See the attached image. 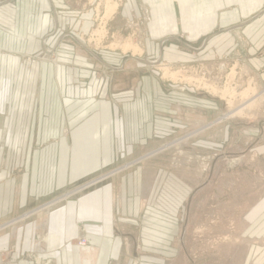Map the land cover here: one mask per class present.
Wrapping results in <instances>:
<instances>
[{
    "label": "rangeland",
    "instance_id": "obj_1",
    "mask_svg": "<svg viewBox=\"0 0 264 264\" xmlns=\"http://www.w3.org/2000/svg\"><path fill=\"white\" fill-rule=\"evenodd\" d=\"M180 1L159 3L155 12L152 0L76 2L93 13L94 27L81 40L125 60V70L111 76V95L100 96L110 101L113 138V160L101 169L76 176L68 169L47 171L46 164L58 163L53 159L58 150L53 143L26 145L23 128L2 126L8 96L0 90V153L14 156L0 160V181L14 182L12 193L0 192V207L6 202L0 237H8L4 245L13 248L19 241L11 233L24 232L21 243L30 250L23 260L56 264L54 256L36 250L46 243L40 226L48 213L57 223L59 204L71 202L78 207L73 218L59 220L72 224L61 229L64 246H100L96 237L109 228L111 243L120 249L108 264H264V157L254 156L251 147L249 154L246 144L247 129L262 131L250 138L264 141V95L255 99L259 91L243 69L241 53L207 64L198 60L205 23L230 0L218 6L209 1L202 10L190 7V15ZM112 4L117 8L110 14ZM50 50L25 57L24 64L54 61ZM236 109L243 110L228 118ZM28 146L31 158L52 151V159L23 160ZM45 176L57 185L42 193ZM109 237L102 243H110Z\"/></svg>",
    "mask_w": 264,
    "mask_h": 264
},
{
    "label": "crops",
    "instance_id": "obj_2",
    "mask_svg": "<svg viewBox=\"0 0 264 264\" xmlns=\"http://www.w3.org/2000/svg\"><path fill=\"white\" fill-rule=\"evenodd\" d=\"M174 1L152 0L150 6L155 12L156 7L158 9L160 6L159 3L168 5ZM199 1V5L194 6H191V0L180 2L189 15L190 7L193 10H202L209 1H214L217 6L219 2L222 4L227 2V0ZM76 2L77 0H0V87L6 86L0 90H5L8 96L6 116L3 120L0 119L6 125L2 126L7 129L23 128L22 136L26 135V145L53 143V150H58L53 159L58 163L46 164L45 169L47 171L68 169L71 176L78 175L80 170L88 174L113 160L109 146L113 139L112 109L110 101L100 96L106 93L111 95L112 74L125 70L123 54L105 49L98 51L96 48L88 47L85 40H81L80 35H85L94 27L93 13L89 7V9L85 6L79 7ZM230 2L231 4H225V7L215 10L209 19V25L205 23V38L198 51H194L198 52L196 54L199 62L204 64L217 61L219 57H232L241 53L244 56L243 69L249 73L247 76H250L255 89L259 91L255 96V99H258L259 95H264V0ZM158 47L161 55V46ZM185 47L191 53V47ZM45 49H51L50 54H53L54 61L24 64L25 57L38 56ZM85 94H91L94 98H88ZM254 131L247 129V151L250 154L251 147L254 149V156H257V152L264 157V141H258L262 131L257 133ZM252 133L257 134L258 138H250ZM11 137L14 138L13 135ZM101 147L102 150L104 147L106 154L101 155L102 150L95 154L94 151ZM28 149L29 146L24 150L23 160L52 159L50 155L52 151L48 155L40 153L36 155L39 157L31 158L32 154ZM13 159V154L9 152L0 153V160ZM12 164L7 162V166ZM8 178L5 183L0 181V192L3 191V194L12 193L14 182ZM45 181L42 193L50 191L48 189L50 184L57 185L56 181L48 182L46 176ZM62 184L63 182H60L59 185ZM26 201L27 199L22 197L19 200L23 207L28 205ZM5 203L2 202V208ZM61 205L58 207L62 209H59L61 215L57 223H54L55 219L52 221L49 213L42 218L40 227L42 234L46 232L44 235L46 243L44 246L39 245L36 249L38 253L54 256L56 264H108L111 254L119 255L120 248L117 242L111 243L110 231L106 227L102 231V237H96L101 242L100 246L93 244L86 248L65 247L61 239V229L69 227L72 229V224L60 223L59 220L63 218L68 220L69 217L72 219V214L78 207L71 202ZM90 205L87 203L86 208H90ZM1 207L0 213L3 212ZM52 207H47L48 212ZM104 210L109 211V207ZM10 237L19 241L18 246L6 248L4 242L9 240L8 237H0V264H36L21 258L24 251L30 250V247H25L21 243L27 239L26 234L13 231ZM106 237H109L107 239L110 243H102L104 240L102 238ZM40 263L37 261V264Z\"/></svg>",
    "mask_w": 264,
    "mask_h": 264
},
{
    "label": "bare ground",
    "instance_id": "obj_3",
    "mask_svg": "<svg viewBox=\"0 0 264 264\" xmlns=\"http://www.w3.org/2000/svg\"><path fill=\"white\" fill-rule=\"evenodd\" d=\"M117 8V5H115V4H112L107 10H108V13H112V12H114L115 11V9ZM134 50V52H136L137 51V49H133ZM154 64H155V62H154ZM248 90H246L245 91V93H244V97H247L248 96V94H249V92H247ZM243 95V94H242ZM246 106V105H245ZM244 107V106H243ZM243 109H236V110H234V112H231V113H229L228 115H227V117L228 118H230V117H232L233 115H235L236 113L235 112H241Z\"/></svg>",
    "mask_w": 264,
    "mask_h": 264
}]
</instances>
